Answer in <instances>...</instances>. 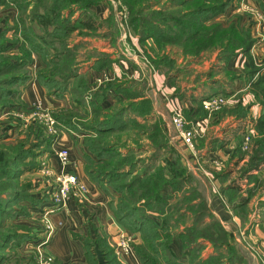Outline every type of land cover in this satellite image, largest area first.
<instances>
[{"label":"rangeland","instance_id":"1","mask_svg":"<svg viewBox=\"0 0 264 264\" xmlns=\"http://www.w3.org/2000/svg\"><path fill=\"white\" fill-rule=\"evenodd\" d=\"M0 1L3 2H0V33H3L0 43H4L6 47V51L1 53L3 63H5L4 58L17 51L18 44L14 43L10 46V42L16 38L19 43L22 42V37L20 36L22 26L20 24L16 26L19 16L22 18L26 15V24H30L32 33L41 35V39L44 37L45 41H47L43 44L42 41L36 40L44 47V51L40 53L30 50L31 61L29 64L19 62L17 64L18 71L0 75V87L11 90L7 98H0V163L9 156L7 149L4 147L16 145L29 129L31 130L38 126L42 130V135L51 137V142L48 145H39L35 148L28 147L27 151L30 155L18 164L21 175L17 180L0 179V236L11 235L10 232L12 231L20 232L19 226H24L26 229L22 227L23 230H26L30 235H36V237L32 236L26 241L16 242L17 240L7 239L0 242L2 244L0 246V264H38L37 250L40 251V248L36 247L35 241L42 229L40 217L44 208L40 209L46 206V199L42 201L41 205L33 204L26 200L15 202L8 206L3 205L1 198L2 200L6 198L4 192L8 191L5 188L10 186L13 189L19 188V191H23L30 197L42 198L43 195L46 196L44 192L46 189L45 182L50 180L52 176V173L51 176L46 175V171L53 173L59 171L55 157V151L59 147L70 148L68 149V158L74 163L77 161L80 164L81 157L82 172L92 180L86 173L87 163L83 157L84 153L91 157L94 156L86 149L83 142L84 137L89 135L90 132L83 131V129H64L58 125L53 114L61 110L67 111L68 114L69 111L75 112L77 117L72 118L74 123L77 121H84L83 123H85L90 119V123L98 119H109L113 114L120 112L117 115L119 120L116 123V119L113 120L114 117L100 128L103 133L97 135L96 132L94 139H98L101 145L109 148L110 152L107 153L106 151V154L111 156H106L104 161H99L95 165V169L101 172H110L116 169V174L119 178H116L111 185H116L114 187L118 185L120 188L131 185V190L123 189L122 191L129 194L131 199L141 196L140 200H138L140 205L145 203L142 195L148 198L150 194L146 191L149 188L152 190L147 181L148 176L153 174L151 177L153 179L154 174L161 169L164 172H168L166 180L168 184L162 189L168 196V204L164 206L166 209L165 215L169 219L166 233L169 234L170 240H179V256L182 257L183 248L189 246L186 243L193 242L190 244L193 247L194 241L199 242L202 247L196 250L194 246L192 248L193 251L185 259L187 262L196 260L198 257H207L213 252L212 245H210L208 240L199 238L196 233H191L187 236L184 234L187 233V230L189 232L192 230V218L189 215H192L196 208L203 207L204 212L201 221H205L206 224L215 220L218 221L207 206L208 198L214 193H218L224 208L229 211L231 216V219L225 223L222 224L220 222L221 229L232 232V237L235 241V243L233 242L232 252L233 254L235 253L236 257L231 259L230 264H264V185H261L260 181L255 183L254 180H246L244 177H239L237 170L239 165L234 159L246 151L241 149L242 137L249 129L252 130V133L250 131V137L254 134L252 124H247L244 128L238 126L233 132L236 134L232 136L233 140H230V136L224 139L217 137L220 129L218 122L221 117H233V119L242 117L235 120L240 121L247 118V121H251L255 115L251 116L252 107L256 106L257 103L252 94L248 92L244 77L245 70L248 67L246 56L236 50L229 57L227 61L236 56L244 60V65H240L239 69L234 71L226 69L227 62L223 64L222 61H219L222 53L226 54L227 52H222L219 45L201 48L198 53L194 52L193 54L185 51L195 44V40L186 41L185 37L191 33V30L196 28L191 29L187 25L185 29L180 28L182 24L179 22L182 18L177 11L187 12L193 7H202L204 5L203 1L206 0H189L185 4H181L184 0ZM207 1L210 3L212 0ZM239 1L231 0L228 7L214 19H211L210 23L218 22L225 25L229 22H237V16L241 15V20L237 27L239 30H248L252 37L254 19L250 13L236 11ZM244 1L251 7L253 6L263 12L256 0ZM58 6L62 20H76L78 22L81 17L89 15L96 21L97 28L94 30H74L65 38H61L60 42L62 41L63 43L58 45L55 37L61 34V30L52 27L40 30V26L36 24L35 20L36 15L44 13L48 7ZM231 11L233 12L231 13ZM226 13H230L227 19H225ZM142 19L146 20L145 24H142ZM151 26H156L158 29L154 31H158L160 35L144 38L153 32ZM98 42L104 43L108 50L106 52L98 51L89 46L91 43ZM53 45L54 47H50ZM255 46L253 45L251 48ZM251 48L249 53L253 62H255L254 64L261 67V72L264 73V66L258 64L260 63L258 58H261V56L255 55ZM61 49H66L67 51H61ZM55 51H61V53L65 54L69 53V55L58 56V52ZM51 55L55 56L52 57ZM101 57H103V60L100 59ZM50 59H58V63L61 66L78 69L79 75L60 81L61 78L57 75L65 73V71L59 69V74L53 75L49 67L47 68L46 66V64L50 66ZM119 60L124 62L123 64L126 65L127 70L129 69V73H132L133 67L136 68V76L130 75L125 70L120 71L119 76L115 74L114 68L117 67ZM198 60L206 61L208 63L206 68H198ZM191 65H197V70H194ZM89 69L95 70L94 72L103 71V74L96 77L94 82H90L91 80L88 81L86 74ZM38 70L42 71L47 76V79L55 77L60 84L48 81L46 85L39 82L36 78ZM48 70L49 72H47ZM153 72L162 75L164 82L173 87L170 98L175 99L178 106L171 105L172 109L177 110L188 125L198 123L201 127H204L194 137L193 148L189 149L184 145H180L181 142L170 124L171 108L168 113L163 102L159 101L157 113L153 112L152 100L149 97V88L151 86L148 82V75ZM17 74L26 75L27 79L24 78V81L18 82L13 86H3L4 84H1V80ZM217 75L221 79L215 78ZM63 77L62 79H64ZM96 79H100L103 83L97 84ZM223 79L226 80V83L221 84L219 81H223ZM32 80H35L39 86L44 88V98L57 102L58 105L42 106L35 102L29 103L22 100L20 90ZM104 83L107 87L103 99L97 100L93 98L91 93L99 91V87L103 86ZM187 83L194 85L195 88H189L192 90H197V87L201 85L206 87L215 83L213 89H220L224 94L215 93L195 101L190 99L192 104H190L189 109H185L183 99L186 97L184 95L187 93ZM57 84L59 85L55 86ZM241 87H243L242 90L230 97V94L234 93L236 88L239 89ZM110 91L114 94L113 101L105 107L102 101H104ZM246 94H249V99H246ZM216 95L226 99V104L213 112L206 111L203 115L198 109L201 106V109L204 110L201 102ZM231 100L233 101L232 103ZM236 105H239L235 109L240 113V116L235 111L234 113L230 112V109ZM166 117L169 119V127L165 125ZM45 118L52 120L51 129L44 121ZM211 125H214V127L217 125L218 128L214 130L213 127L208 130ZM52 136H54L53 140ZM239 139L241 140L240 148L233 152V158H230L231 152L237 146ZM32 140L30 137L29 140L23 141V145L27 146ZM229 140L234 145H229ZM65 141L73 142L72 146H66ZM227 144L229 148L225 154L222 149ZM206 152L217 153L212 155V157H214L213 159L218 165L214 166V163H211V166L208 167L211 170H206L202 165L203 163H201L203 154ZM52 162H55L56 165L54 166ZM170 162L173 164H170ZM198 162L200 163L199 168L196 165ZM66 171L74 172L75 170ZM255 176L263 179L264 168ZM255 176L254 179L256 178ZM18 181L21 183L18 184ZM13 182L17 185L12 184ZM225 185H232L236 188L233 193H225L223 190ZM110 188H108L111 191L110 200L113 202L114 199H117L119 192ZM232 195L233 197L230 199ZM245 201L243 214H239L241 216L238 214L236 216L233 210L228 209V207L231 208L237 202ZM156 207V205L152 204L151 209H158ZM145 210V213H148L147 209ZM183 213L185 215L179 221H175ZM210 213L212 217L209 216ZM147 215L151 216L149 213ZM206 224L200 226L199 229L203 231L204 228L210 225ZM181 233L184 235L183 243L180 242L178 236ZM219 236H222L221 232ZM135 243L130 241L129 247L132 248L131 245ZM224 249L228 250V245L223 249H215L214 251H220L224 254ZM54 264H56L55 261Z\"/></svg>","mask_w":264,"mask_h":264},{"label":"trees","instance_id":"2","mask_svg":"<svg viewBox=\"0 0 264 264\" xmlns=\"http://www.w3.org/2000/svg\"><path fill=\"white\" fill-rule=\"evenodd\" d=\"M3 3L2 1H0ZM189 2V0H184L181 2V4H185ZM231 0H212L210 3L209 1H203L204 5L202 7H193L189 11H177L182 18V20L179 22L182 24L180 28L185 29L186 25L188 28L195 29L191 30L190 34L185 37V40H195V44H193L188 51L189 54H193L194 52L198 53V51L201 48H210L214 46H218L221 48L222 52L227 51L226 54H223L222 57L219 58V61L226 63L230 56L234 54L236 50L240 51L242 54L246 56L248 67L245 70L244 77L246 81V85L248 88V92L252 94L253 98L255 99L258 106H260L261 112L258 116L255 118H252V129L254 130V134L250 137V142L248 143V149L243 152V154H239L234 159L237 162H240L243 160L242 164L238 167V176L244 177L246 180H254V182H261V185H264V178L260 179L259 177H256L255 174L259 173L264 168V73L261 72V67L254 64L253 59L249 53L250 48L254 44V39L251 37L248 30H239L237 27L239 25V19L237 17V22H229L225 25H222L221 23H210L211 19H214L218 14H220L224 9H226L229 5ZM192 4V3H191ZM189 6V5H188ZM58 7H48L44 13H39L36 15L35 20L36 24L40 26V30L47 29L48 27L57 28L61 30V34H58L55 38L58 41V45H61L63 42L61 38H65L68 36L72 31L77 29H84V30H94L97 28L96 21H94L91 16L86 15L79 19L77 22L75 21H64L61 19L60 16V10ZM34 17V16H33ZM26 15L25 17H18L16 26L20 24L22 26V32H20V36L22 37V42L19 43V41L16 39H13L10 42V46L12 44H18L17 51L15 53H12L10 56H7L5 59V63H3V56H1V53L6 51V47L4 43H0V75L3 74H9L13 71L17 70V64L19 62H24L29 64L31 61L30 57V50H34L37 52L42 53L44 51V47L38 43L36 40H40L44 43L45 41L44 37L41 39V35L33 34L31 31V27L27 25L26 23ZM145 19H142V24H145ZM179 21V19H177ZM77 22V23H76ZM185 24V25H184ZM153 32L146 35V37H155L158 34V31H154L155 29H158L156 26H151ZM54 29V30H55ZM53 30V32H54ZM3 33H0V38H2ZM64 40V39H63ZM165 40V39H164ZM51 44V43H50ZM50 47H54L50 46ZM184 48V47H183ZM218 48V47H215ZM61 51H67L66 49H61ZM61 51H55L58 52V56H68V54L61 53ZM54 57L55 55H51ZM51 57V58H52ZM57 57V55H56ZM100 59L103 60V57ZM162 60V59H161ZM224 60V61H223ZM58 59H50V63L47 68L49 67V70L51 73L59 74L58 70L63 69L65 73L63 72L60 75H57L61 78L60 81H64L66 78H72L74 76L79 75L78 69H71L67 68L65 66H61V64L58 63ZM3 63V64H2ZM65 67V68H64ZM46 68V69H47ZM67 68V69H66ZM225 68V67H224ZM45 69V70H46ZM49 70L47 72H49ZM60 71V70H59ZM62 76H64L62 79ZM7 79L1 80V84H4L3 86H13L18 82L24 81L26 78V75L23 74H17V75H11L6 77ZM25 78V79H24ZM36 78L41 83H59L57 82L56 78H50L47 79V76L42 73V71H37ZM60 84V83H59ZM59 84L55 85L58 86ZM64 84V83H63ZM83 86L84 84L81 83ZM111 84V83H108ZM47 85V84H46ZM106 84L104 83L103 86L99 87V91H96L95 93H91V96L93 98H96L97 100L103 99L105 95ZM105 86V87H104ZM85 88V87H83ZM98 90V89H97ZM11 92L10 89H4L3 87H0V98H7L9 93ZM214 93L216 94H224L222 90H214ZM117 100L120 101L119 98ZM77 103V101H76ZM81 105V104H79ZM239 105H236L230 109V112L238 113L240 116V113L237 112L235 107H238ZM198 109L202 112L204 115L206 113L205 110L201 109V106L198 107ZM120 112L113 114L109 119H103V120H95L94 122L90 123V120L88 122L83 123L76 122L74 123L72 121L73 117H77L75 112L69 111V114L67 111L61 110L58 112H55L53 114L54 119L56 120L57 124L62 126V128H72L74 130L76 129H83V131L90 132L89 135L84 137V146L86 149L93 154L94 156L91 157L90 155L83 154V157L85 158V161L87 163L86 173L90 176V178L104 190L108 191V188H113L114 190L119 192V195H117V199L113 200L112 205V212L116 219V221L123 226L125 229H127L130 232L138 233V241L135 244H132V251L139 260L141 264H230L231 259L236 257L235 253L233 254L232 248L235 243L232 232H227L225 230L221 229L220 222L215 220L212 223H205V221L202 220L203 215V207L196 208L191 216V224L192 230L189 232L186 231L184 235L188 234H197V236L203 240H208L210 245H212L213 252L209 254L207 257H198L196 260L192 261H186V257L190 254V252L193 251V247L195 246L196 250H199L202 245L199 242L194 241L193 247H191L193 242L186 243V245L183 248L182 257H176L171 248L170 244L171 240L169 237V234H167V229L169 225V219H167L166 209L164 206L167 203V195L162 191L164 189V186L168 184L166 182L168 178V172H164L163 169L157 171L154 174L153 179L150 175L148 176V184L151 186L152 190L149 188L146 192L150 195L147 197H143L144 199L141 205L139 204L138 200H140V197L136 198H130L129 194L124 193L123 189L131 190L132 187L130 186H124V187H114L116 185H111L112 182L116 180V178H119V176L116 174V169L112 171H104L101 172L97 169H95V165L99 163V161H104L107 153L110 152L109 148H106V146L101 145V142L98 141V139H94L97 135H100L102 131V128L104 124H107L110 119L114 118L115 123L117 120H119ZM243 116V115H241ZM236 118H242V117H235ZM119 122V121H118ZM95 123V124H94ZM107 126V125H106ZM105 132V131H104ZM33 139L27 146L23 145V141L29 140V138ZM52 136V140H53ZM22 141V142H21ZM240 139L237 141V146L232 150V154L230 155V158H233V152H236L239 150L240 146ZM51 142V137L42 135V130L37 126L34 127V129H29V131L25 134V136L14 146H5L4 148L7 149V152L9 153V156L5 158V160L0 163V179L8 178L11 181L17 180L18 177L21 175L20 169H18V164L24 161L30 154L28 153L27 149L30 146V148H35L37 146H43L48 145ZM170 164H173L170 162ZM162 173V175H160ZM254 176L256 177L254 179ZM21 183V182H20ZM18 181V184H20ZM17 185L16 183H12ZM110 186V187H109ZM133 186V185H132ZM148 186V185H147ZM110 188V189H111ZM144 188V186H142ZM236 187L232 185H225L223 187L224 192L233 193V190ZM6 192H4V198L1 202L4 205L14 204L15 202L20 201H30L33 204L37 203L39 205L42 204V201L46 199V196L43 195L42 198H36V197H30L27 194H25L23 191H19V188L8 187L5 188ZM133 192V191H131ZM233 197L230 196V199ZM139 198V199H138ZM152 204L156 205L158 209H151ZM246 204L245 202H237L234 205L228 207V209H231L234 211V214L237 216V214H243L244 206ZM21 208V207H20ZM145 209H147L148 213L151 216H148V213H145ZM23 212V211H19ZM183 212V211H182ZM1 213V211H0ZM22 214V213H21ZM185 215L184 213L179 215L175 219V221H179V219ZM212 214L210 213L209 216ZM241 216V215H239ZM214 218V217H213ZM209 225L208 227L204 228L202 231L200 226L202 225ZM24 226H19V230L21 232H10L11 235H3L0 236V242H3L7 239L11 240H17L19 241H26L32 236L36 237L35 234L30 235L26 230H23ZM25 228V227H24ZM26 229V228H25ZM221 230V231H220ZM220 232L222 233V236H219ZM227 232V233H226ZM183 233L179 234L180 242L183 243ZM82 245L84 247V254H85V263L84 264H98L97 258H96V251H94V246L98 250L99 254L101 255L104 264H121L119 261H117L116 256L113 252V248L107 243L105 237H99L97 236L95 238V244L93 242L85 237L80 238ZM231 240V241H229ZM234 242V243H233ZM228 250L224 249V254L220 251L215 252L216 249H223L225 246ZM0 246L2 244L0 243ZM77 264V263H72Z\"/></svg>","mask_w":264,"mask_h":264},{"label":"crops","instance_id":"3","mask_svg":"<svg viewBox=\"0 0 264 264\" xmlns=\"http://www.w3.org/2000/svg\"><path fill=\"white\" fill-rule=\"evenodd\" d=\"M258 5L262 8L264 12V0H256ZM234 11V10H233ZM231 11V13L233 12ZM230 15L225 14V19ZM222 17V16H221ZM239 19V22L241 20V15L237 16ZM232 18V17H230ZM89 46L95 48L98 51H104L106 52L108 50L107 47H105L104 43L98 42V43H91ZM255 55H260L261 58H258L260 63L264 66V45H256L254 48H251ZM253 54V53H252ZM254 56V54H253ZM120 62L117 63V67L114 68L115 74L118 76L120 75V71H127L126 65L123 64L124 62L122 60H119ZM180 61V60H178ZM199 63L198 68L204 69L208 65L206 61H197ZM35 64V63H34ZM244 65V60L236 56L235 58L227 61L226 63V69H232L236 71L239 69L240 65ZM194 70H197V65H191ZM131 70V69H130ZM95 71V70H94ZM92 69H89L86 71L88 81L94 82L95 78L102 75L103 71L100 72H94ZM129 73V72H128ZM147 74V72L145 71ZM130 75L137 74L136 68L133 67L132 73H129ZM144 74V72H143ZM215 78H220L219 75L215 76ZM148 82L151 86L149 88V97L152 100L153 105V112L157 113V104L158 102H163L164 107L167 109L169 113V109H172L171 105L178 106L175 99L170 98L172 95L173 87L171 85H168L164 82V77L157 73H149L148 75ZM221 84L226 83V80L223 79V81H219ZM103 83V82H101ZM100 83V84H101ZM200 83V82H199ZM99 84V83H97ZM186 89L187 93H185L183 106L185 109H189L192 104L190 102V99L195 101L196 99H200L201 97L210 96L215 94L213 89L215 86V83L209 84L208 86H200L197 87V90L195 89H189V88H195L194 85H191L187 83ZM237 87V86H236ZM202 88V89H200ZM243 87L239 89H235L234 93L230 94V97H233L237 92L242 90ZM44 88L39 86L38 83L35 80L30 81L27 83L21 90V99L32 103H38L42 106H56L58 105L57 102H52L50 99L44 98ZM114 94L110 91L107 93L106 98L104 101H102L103 106H108L112 103V98ZM160 96V97H159ZM249 94H246V99H249ZM229 100V99H228ZM51 101V102H50ZM235 101V100H234ZM233 101L231 100V103ZM244 103V101H242ZM173 106V107H174ZM170 109V110H171ZM255 118L258 116L261 112L260 106L256 105L252 107ZM217 118V114H216ZM165 119V118H164ZM218 124H220L219 132L217 133V137L220 139H224L227 137H231L230 140H233L232 137L234 134L233 132L237 129L238 126H242L243 128L248 124H252L251 121H247L246 119H241L240 121H237L233 119V117H221ZM165 125L166 127H169V119H165ZM224 126V127H223ZM214 125H211L208 130L212 129ZM218 127L215 125L214 130H216ZM178 140V139H176ZM229 140V141H230ZM71 141V140H70ZM65 141L66 146L71 147L73 142ZM179 142V140H178ZM231 142V143H230ZM229 145H234L232 141H230ZM78 143V142H77ZM180 144V143H179ZM225 146L222 149V152L226 154L228 151L229 145ZM183 146V144H180ZM80 147H82L80 145ZM232 147V146H231ZM70 149V148H68ZM220 151V150H218ZM70 153V152H69ZM71 154V153H70ZM217 154L216 152H206L203 154L202 162L203 167H205L206 170H211L208 168L211 166V163H214V166H217L218 163L213 159L212 155ZM69 160V158H68ZM80 164L75 161V163L71 160H69L68 164L66 165V170L68 171H74L78 177V180H80L85 188L86 193L83 201L78 200L77 198H69L64 206V209L56 210L50 213V218L53 222L60 221V226H58L55 231L53 232L50 241L44 248L45 252L51 255L55 261L56 264H84L85 263V254H84V247L82 245L81 239L82 237L90 239L93 244H95V238L97 236L99 237H105L107 243L113 248L115 246V239L117 238V235L120 231L125 232L126 235L130 237V240L135 243L138 241V233H133L125 229L123 226H121L115 219L113 212H112V205L113 202L110 200L111 198V191L108 189V191H104L98 184H96L94 181L90 180L83 172H82V158L80 157ZM197 162V161H195ZM243 162H238V165H241ZM53 163V162H52ZM76 164V165H75ZM199 162L196 163L197 168H199ZM55 166V162L53 163ZM77 166V167H76ZM57 168V166H56ZM208 208L210 209L211 213L218 219L219 222L222 224L226 221L231 219V216L229 214V211L224 208L222 204L221 197L218 193H214V195L210 196L208 198L207 203ZM170 248L173 252V254L176 257H180L178 253V249H180V243L178 239L171 240ZM94 251H96V258L98 264H104V261L99 254L98 250L94 246ZM117 261H119L121 264H141L135 254L132 251V248L129 253L116 256Z\"/></svg>","mask_w":264,"mask_h":264},{"label":"built area","instance_id":"4","mask_svg":"<svg viewBox=\"0 0 264 264\" xmlns=\"http://www.w3.org/2000/svg\"><path fill=\"white\" fill-rule=\"evenodd\" d=\"M236 11L250 13L253 17V45H264V13L259 11L255 7H251L246 1L240 0ZM255 63V62H254ZM98 83H101L100 79H96ZM226 99L220 95L211 96L201 102L202 108L207 112H213L220 109L226 104ZM172 110V116L170 117V124L175 131L176 136L180 142L187 148H193L194 137L199 134L201 127L198 123L195 125L189 124L184 120V118L178 113L177 110ZM47 126L52 128V120L45 118L44 120ZM249 129L246 134L242 137L241 149H248V142L250 140ZM55 157L57 164L59 166L58 172L46 171V175L52 176L50 180L45 182V194H46V206H43V212L41 213V225L42 229L39 232L35 243L37 248L38 264H54V259L51 255L44 251V248L50 241V238L55 231V229L60 226V221L53 222L50 218V213L56 210L64 209V206L69 198H77L80 201L84 200L86 188L84 184L78 180L75 172H67L66 165L68 164V149L65 147H59L55 151ZM130 237L126 235L125 232L120 231L117 235V239L114 246L115 256L123 255L129 253L131 248L129 247Z\"/></svg>","mask_w":264,"mask_h":264}]
</instances>
